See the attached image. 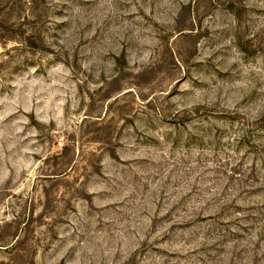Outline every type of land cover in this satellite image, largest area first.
Instances as JSON below:
<instances>
[{"label":"rangeland","instance_id":"374dc122","mask_svg":"<svg viewBox=\"0 0 264 264\" xmlns=\"http://www.w3.org/2000/svg\"><path fill=\"white\" fill-rule=\"evenodd\" d=\"M0 264H264V0H0Z\"/></svg>","mask_w":264,"mask_h":264}]
</instances>
